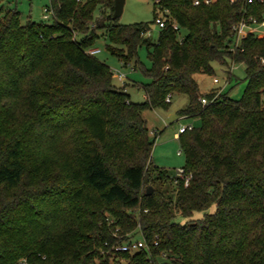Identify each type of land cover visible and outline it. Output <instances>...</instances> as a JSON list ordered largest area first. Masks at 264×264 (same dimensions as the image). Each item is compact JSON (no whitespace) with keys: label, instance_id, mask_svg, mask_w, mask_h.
Here are the masks:
<instances>
[{"label":"trees","instance_id":"1","mask_svg":"<svg viewBox=\"0 0 264 264\" xmlns=\"http://www.w3.org/2000/svg\"><path fill=\"white\" fill-rule=\"evenodd\" d=\"M4 1L0 264H264V36L231 50L232 26L245 14L264 21V0L154 1V22L167 10L177 25L167 20L155 42L147 22L118 24L115 0H49V23H22ZM99 31L110 54L148 79L143 102L86 53ZM227 60L245 67L242 97L219 92L202 105L215 92L200 94L194 75ZM169 94L187 95L179 114L199 120L178 137L187 186L151 162L156 135L143 112L167 107ZM135 235L147 250H116Z\"/></svg>","mask_w":264,"mask_h":264},{"label":"rangeland","instance_id":"2","mask_svg":"<svg viewBox=\"0 0 264 264\" xmlns=\"http://www.w3.org/2000/svg\"><path fill=\"white\" fill-rule=\"evenodd\" d=\"M50 4L49 0H5L2 4L4 8L16 7L21 14V21L24 23L28 18H31L37 23H49L51 20L43 19L45 8ZM154 0H125L123 11L118 18V24L128 25L140 22L149 23L150 30L147 37L151 42H155L158 37L159 27L154 22L153 14ZM185 34V31H182ZM99 38L95 41L92 48H98L99 52L95 57L105 62L113 73V82L116 86H121L122 82L118 80L116 71L124 73L127 77L126 92L129 94L130 100L136 103H141L145 100L144 91L141 88L142 84L147 83L148 79L144 77L141 72L131 69V66H123L119 59L110 54L107 46L111 43L103 36V31L98 32ZM139 61L146 67H150V59L148 57L145 46L138 50ZM228 65H220L213 63L214 72L211 75L196 74V80L200 94H207L209 92H220L229 99L238 100L242 97L247 80L245 79V67L242 63H231L227 60ZM231 71H230V70ZM230 71V78L227 81L228 72ZM218 78L219 83H213V79ZM135 86H132V85ZM188 96L184 94H174L171 103L167 107H155L146 109L143 112L147 120V126L154 137V145L152 148L151 162L153 165L168 170L171 176L176 174V170L184 169L185 157L183 153L178 154L181 150L179 140L175 137L181 125L194 124L199 125V120L186 118L179 114V111L188 104ZM215 207H211L204 212H196L193 219H201L207 213H213ZM180 223H184L186 219L178 216L176 219ZM140 237L135 235L132 241L139 240Z\"/></svg>","mask_w":264,"mask_h":264},{"label":"built area","instance_id":"3","mask_svg":"<svg viewBox=\"0 0 264 264\" xmlns=\"http://www.w3.org/2000/svg\"><path fill=\"white\" fill-rule=\"evenodd\" d=\"M156 3L159 2V0H154ZM215 0H194L193 3L194 5H200V4H204V5H211ZM248 4L253 3V0H247ZM44 12L46 14L43 15V19L45 20H49V18L52 16L51 15V11H49L48 8H45ZM167 15V16H166ZM167 20H170V25L171 27L176 30L177 29V25L174 21H171V18L168 17V11L165 10L164 13H160L158 14V16H156L155 18V23L158 25V27L163 28L166 26L167 24ZM232 33L234 36V45L231 48V50H234L235 47H237L240 43V41L246 37L248 34H254L257 37H263L264 36V21L260 22L258 21L255 17L251 16V15H243V17L241 18V20L236 23L235 25L232 26ZM75 35V34H74ZM148 35V34H146ZM87 54L89 55H95L99 52L98 48H88L87 50H85ZM132 69V68H131ZM230 70V69H229ZM228 72V76H227V81L230 78V71ZM116 76L118 78L119 81L124 82L126 80V75L120 71H116ZM213 83L217 84L219 83L218 78H214L213 79ZM219 92H215L213 94L212 97L207 98L204 96L200 97V102L202 105H207L210 104L212 102H214L216 100V98L218 97ZM165 101L167 103H169L171 101V95H167ZM194 124H188V125H181L178 129V134L184 133L186 131H191L193 130ZM178 154H181V151H178ZM176 181H181L184 183L185 186L188 185L189 180L191 179V175L190 173L186 172L185 169H178L176 170ZM154 245H157V242L154 243ZM141 249H148L147 244L139 239L137 241H132L129 242L127 244H124L120 247H116L117 251H122V252H133V251H138ZM19 264H28L26 259H22Z\"/></svg>","mask_w":264,"mask_h":264},{"label":"water","instance_id":"4","mask_svg":"<svg viewBox=\"0 0 264 264\" xmlns=\"http://www.w3.org/2000/svg\"><path fill=\"white\" fill-rule=\"evenodd\" d=\"M125 0H115L114 1V9H113V18L118 19L123 11V5ZM152 190V187L147 188V194H149Z\"/></svg>","mask_w":264,"mask_h":264},{"label":"crops","instance_id":"5","mask_svg":"<svg viewBox=\"0 0 264 264\" xmlns=\"http://www.w3.org/2000/svg\"><path fill=\"white\" fill-rule=\"evenodd\" d=\"M126 81H127V77H126V80L124 81V82H122V84H121V86H123V85H127V83H126ZM171 100H172V98H171ZM186 118H188V117H186ZM147 121V120H146ZM150 130V129H149ZM152 131V130H151ZM150 131V132H151ZM152 133V132H151ZM154 135H156V133L154 132ZM175 137H179V134H178V131L175 133Z\"/></svg>","mask_w":264,"mask_h":264}]
</instances>
